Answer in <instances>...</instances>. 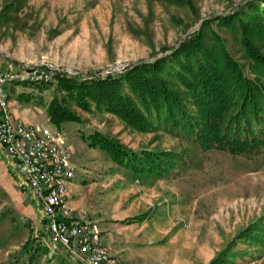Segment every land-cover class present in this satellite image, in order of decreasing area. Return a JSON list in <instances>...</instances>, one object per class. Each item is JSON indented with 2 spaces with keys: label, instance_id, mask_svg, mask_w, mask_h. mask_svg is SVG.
<instances>
[{
  "label": "rangeland",
  "instance_id": "rangeland-1",
  "mask_svg": "<svg viewBox=\"0 0 264 264\" xmlns=\"http://www.w3.org/2000/svg\"><path fill=\"white\" fill-rule=\"evenodd\" d=\"M190 40L198 45L204 70L229 92L237 86L241 95L247 85L234 71L255 76L248 69L247 44L263 43L264 53V0H0V68H56L49 84L12 86L11 99L44 120L52 99L75 115L59 128L80 188L74 186L68 198L99 225L103 245L113 246L115 236L128 253L149 264H209L217 257L212 264H264V154L247 158L204 151L192 137L158 122L161 104L142 107L148 91L167 88L182 92L183 108L195 117L205 99L175 77L193 83L184 69H168L170 76L157 72L163 86L152 71H136L142 83L136 93L123 87L129 97L124 104H118L114 86L99 81L151 66ZM255 68L264 82V64ZM126 80L133 85L131 74ZM129 108H137L144 121L134 113L128 117L134 121H126L118 110ZM97 135L138 156L139 170L89 147ZM150 152L173 160L153 165ZM16 185L0 151V264H74L62 252L39 247L36 205ZM143 225L150 237L134 241Z\"/></svg>",
  "mask_w": 264,
  "mask_h": 264
},
{
  "label": "trees",
  "instance_id": "trees-1",
  "mask_svg": "<svg viewBox=\"0 0 264 264\" xmlns=\"http://www.w3.org/2000/svg\"><path fill=\"white\" fill-rule=\"evenodd\" d=\"M200 40L203 42L202 37H200ZM210 41L214 43V47H217V43L214 40L211 39ZM247 42L249 41L246 40ZM262 46L263 43H259L257 46L247 44L249 53L247 57L251 59L250 64L248 63V69L251 74L255 75L254 78H247L248 76L241 75L242 70L237 69L234 71L236 75L240 76V79L243 78L247 85V90H244L241 95L238 93L239 88L237 86H229L234 92L233 94L231 90L229 92L226 87H223L225 83L219 77H213V72L204 70L201 65L202 62L199 61L197 56L198 45L194 44L192 40L184 47H181L177 53L162 58V60L151 66L140 65L135 69L133 68L135 71L133 70L129 74L126 72L125 75L121 76L110 75L99 81L114 86L115 95L119 101L118 104H124L128 102L127 99L129 97L123 92V87L128 86L131 93H136V88L142 83V77L134 74L136 71H152L156 81L163 86L166 81L160 78L158 74L170 76L167 72L168 69H171L172 73H174V69L177 71L178 69H184V71L192 75L193 83H190V79L185 76L178 75L175 77L185 88H197L199 94L205 99L203 100L205 105H199L200 110L195 114V117L190 116L183 108L181 100L184 101L185 97L182 92L179 91V94H175V92L168 90L166 87V90H161V93L158 90H155V93L153 90L148 91L147 95L149 96L144 97L140 102L142 107L150 108V105L161 104L163 108L158 109L160 114L156 117L158 122L184 136L186 135L188 138L192 137L193 141L204 151L214 150L233 157H256L264 154V82L261 81L262 75L255 68L264 64ZM183 60H189V62H183ZM190 61L195 62L196 67L187 68V66H190ZM147 67H149L148 70H146ZM228 71L231 72L232 68L229 67ZM130 74L134 78L132 86L129 83L126 85V78ZM118 112L128 122L134 121L128 118L130 113L139 116L140 119L138 121H144L137 108H129L128 113L125 110L122 112L120 109ZM46 113L49 122L57 128H60L65 122L75 121L73 112L69 111L57 99H52L47 105ZM95 137L98 138L95 139ZM95 137H91L95 141L88 144L89 147H97L104 150L114 162L121 161V159L130 160L129 162H119V164L121 166L125 165L127 168H134L136 171L139 170L138 166L140 163L134 160L139 158L138 156L127 152L114 141L103 140L98 135ZM87 142L89 143L90 139H87ZM148 154V158L152 156V160L148 159V161L153 165L157 164L159 167L163 166L164 159L167 160H165L166 163L169 160H173V157H170L169 154H153L152 152ZM157 169L159 170L158 167ZM27 245H29L28 241L24 244V249H27ZM218 259L219 257L213 259L209 264L216 263Z\"/></svg>",
  "mask_w": 264,
  "mask_h": 264
},
{
  "label": "built area",
  "instance_id": "built-area-1",
  "mask_svg": "<svg viewBox=\"0 0 264 264\" xmlns=\"http://www.w3.org/2000/svg\"><path fill=\"white\" fill-rule=\"evenodd\" d=\"M55 76L56 68L46 64L0 69V151L17 187L36 205L39 247L62 252L74 264H116L99 225L69 205L76 166L61 129L50 122L26 125L11 112L12 86L46 85Z\"/></svg>",
  "mask_w": 264,
  "mask_h": 264
},
{
  "label": "crops",
  "instance_id": "crops-1",
  "mask_svg": "<svg viewBox=\"0 0 264 264\" xmlns=\"http://www.w3.org/2000/svg\"><path fill=\"white\" fill-rule=\"evenodd\" d=\"M0 69H3V68H0ZM10 89H9V99H10V103H11V112H12V115H13L14 118L19 119L21 122H23L26 125H31L33 123L35 124L38 121H40L38 124H47V123H49V119H48L47 114H45L46 115V120H44L35 111H32L30 109V107L27 108L25 105L19 104L16 99H11L12 98V93H11ZM74 186L77 189H80L79 185H78V182H73L71 187H70V194L72 193V189H73ZM16 188H17V185H16ZM19 191H20L21 195H23L25 197H26V194H28L27 192H24V191H21V190H19ZM29 198H30V196H29ZM29 200H27V202ZM69 205H70L71 208L76 209V206L74 205V203L70 199H69ZM30 220L33 221L34 219H30ZM150 231L147 229V227L145 225H143L141 227V229L134 235L133 240L135 241L136 239H139V238H142V239L149 238L150 237ZM142 233L146 234V235L144 237H142V235H141ZM114 238H115V236H114ZM114 238H112L113 246L111 245L108 248L110 249V252H111L112 256L114 257V259L116 261V264H149L148 262H146L147 260H145L144 257H141L139 254H137V256H135L131 251H130V253H128L129 252L128 248H125L124 245L121 244V240H119V242H117L116 240H114ZM27 241L29 242L30 238H28L26 240V242ZM127 242L129 243V241H127ZM113 251H114V254H113Z\"/></svg>",
  "mask_w": 264,
  "mask_h": 264
}]
</instances>
